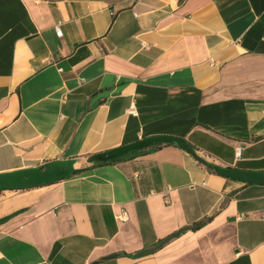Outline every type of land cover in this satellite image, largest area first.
Returning a JSON list of instances; mask_svg holds the SVG:
<instances>
[{
    "label": "crops",
    "instance_id": "obj_1",
    "mask_svg": "<svg viewBox=\"0 0 264 264\" xmlns=\"http://www.w3.org/2000/svg\"><path fill=\"white\" fill-rule=\"evenodd\" d=\"M154 135L203 161L85 163ZM61 159L0 191V264H264V183L207 166L264 173V0H0V173Z\"/></svg>",
    "mask_w": 264,
    "mask_h": 264
},
{
    "label": "water",
    "instance_id": "obj_2",
    "mask_svg": "<svg viewBox=\"0 0 264 264\" xmlns=\"http://www.w3.org/2000/svg\"><path fill=\"white\" fill-rule=\"evenodd\" d=\"M174 143L180 148L201 160L196 156L193 149L188 145L186 139L172 135H154L139 139L132 143L124 144L104 152L95 153L85 161L88 165L94 163H107L127 157L131 152L149 147L154 144ZM76 159H61L50 161L47 164L0 173V191L18 190L31 186L50 184L79 172L81 168L76 167ZM213 170L224 177L231 178L243 183L263 184L264 173L254 170H243L234 167L212 166ZM156 247L147 249L145 254L151 253Z\"/></svg>",
    "mask_w": 264,
    "mask_h": 264
},
{
    "label": "trees",
    "instance_id": "obj_3",
    "mask_svg": "<svg viewBox=\"0 0 264 264\" xmlns=\"http://www.w3.org/2000/svg\"><path fill=\"white\" fill-rule=\"evenodd\" d=\"M163 144H165V143H162V144H154V145H151V146L146 147V148H143V149L135 150V151L131 152V153H130L127 157H125V158L133 157V156H135V155H137V154H140V153H143V152L149 151V150H151V149H156V148L160 147V146L163 145ZM166 144H174V143H166ZM113 162H114V161L107 162V164H109V163H113ZM99 164H102V163H94L93 165H99ZM207 166H208V168H209L212 172H215V171L213 170V168H212L211 165H207ZM41 185H43V184H41ZM36 186H40V185H36ZM198 224H199V223H196L195 226H197Z\"/></svg>",
    "mask_w": 264,
    "mask_h": 264
},
{
    "label": "built area",
    "instance_id": "obj_4",
    "mask_svg": "<svg viewBox=\"0 0 264 264\" xmlns=\"http://www.w3.org/2000/svg\"><path fill=\"white\" fill-rule=\"evenodd\" d=\"M56 35H58V36L62 35V31L59 27H56ZM240 150H241L240 147L236 148V155H240ZM126 215H127L126 212L122 211L121 214L118 216V218H120V219L125 218L126 219Z\"/></svg>",
    "mask_w": 264,
    "mask_h": 264
}]
</instances>
